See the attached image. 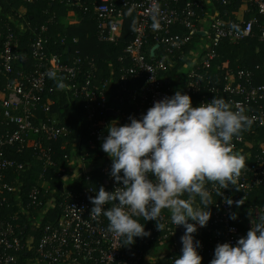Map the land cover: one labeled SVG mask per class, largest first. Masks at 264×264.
<instances>
[{
    "label": "built area",
    "instance_id": "2783aa9c",
    "mask_svg": "<svg viewBox=\"0 0 264 264\" xmlns=\"http://www.w3.org/2000/svg\"><path fill=\"white\" fill-rule=\"evenodd\" d=\"M13 1L32 4L44 0ZM47 1L45 15L48 18L41 26H35L33 18L25 17L27 11L22 7L18 9L10 4V0H0V18H8L6 34L0 33V264H156L157 261L151 263L149 258L153 242L158 243L157 248L169 245V254L179 253L175 236L177 229L182 227L175 228L170 215L163 211L161 231L155 221L146 222L139 218L140 223H146L145 231L150 235L141 238L136 248L129 247L123 238L107 231V218L90 217L93 205L89 197L98 188H74V182L80 179L91 182L93 172L101 169L104 176L101 186L112 191L117 185L110 177L111 159L106 154L101 159L97 156L98 162L89 163L90 154L82 152L81 138L74 141L75 152L69 169L57 174V178L64 182L63 200L59 205L61 214L57 220L42 227L45 212L55 206V195L48 196L46 207L40 209L43 204L41 190L34 187L29 196L30 203L22 202L20 179H10L9 173L12 171L20 175L26 166L8 154L11 151L23 154L28 148H33L35 162L44 168L40 180L46 182V173L56 166V162L53 147L45 144L62 141V149L66 150L72 134L53 112L58 102L56 98L46 96L59 91L70 92L73 101L83 100L85 146L91 151L97 150L98 144L102 143L111 122L118 120L123 125L130 123V116L140 119L154 102L174 95L177 90L191 99L201 97V104L210 102L214 96L224 100L227 96L226 103L233 111L243 110L250 118L254 117L251 128L243 131L239 139L234 138L232 144L234 152L241 155L246 152L245 157L250 164L242 168L235 186L219 189L211 185L209 188L211 195L219 194V199L214 205L212 225L204 228L208 242L200 247L199 253L214 258L217 244H235L242 237L243 230L235 224L236 220L230 219L235 212L225 199L234 200V188H238L244 194L243 200H247L253 191L264 186V140L255 138L258 129L264 128V83L259 84L256 76L258 72L264 73V63L252 70L242 69L227 76L223 88L211 86L207 81L208 75L202 71L213 68L219 58L218 49L226 40L242 42L250 38L254 28L258 27L260 40L264 42V0H245L246 15H253L248 22L246 18L228 22L217 14L211 19L208 32H203L201 27L207 0ZM226 2L224 0V4ZM4 3L8 7H4ZM60 10L66 13L61 21L65 28H81L88 17L94 24L97 40L109 44L120 41L126 12L136 13L139 24L134 39L119 59L121 68L118 77L111 68L107 79H100L102 71L96 59L83 56L80 37L73 38V45H70L68 33L64 36L50 34L60 23ZM148 33L153 37L154 48L158 46L159 50L163 47L161 53L164 57L154 62L148 61L145 51ZM204 34L208 38L207 48L185 76L181 88L177 89L178 76L176 74L172 78L169 75L165 57L184 61L188 46ZM55 46L65 48L62 55L51 51ZM153 49L150 55L155 59L158 50L154 53ZM29 52L33 57L31 65L24 60ZM62 56L70 58L64 60ZM50 71L56 73V85L53 84L55 80L48 77ZM59 83H63L64 88H59ZM131 106L133 110L122 111L124 107ZM39 110L51 117L45 120L40 117ZM110 112L115 116H111ZM255 145L258 151L252 154L251 149ZM15 202L30 221L31 233L26 239L22 231L18 234L23 225L12 223L19 218V213H14L10 220L1 216L4 209L12 208ZM260 216H264V205H253L246 218V233L251 223H256ZM201 229L198 227V231ZM37 233L41 234L38 246L33 241ZM34 250L36 255L32 256ZM175 259L172 258V261Z\"/></svg>",
    "mask_w": 264,
    "mask_h": 264
},
{
    "label": "clouds",
    "instance_id": "9594fccd",
    "mask_svg": "<svg viewBox=\"0 0 264 264\" xmlns=\"http://www.w3.org/2000/svg\"><path fill=\"white\" fill-rule=\"evenodd\" d=\"M48 77L55 80L56 73L50 71ZM254 119L216 96L194 107L191 97L177 90L154 102L140 119L130 116V123L123 125L111 122L101 149L112 161L110 177L117 186L112 191L101 186L89 197L90 217L107 218V231L130 246L137 237L150 235L139 218L155 221L161 231V214L168 210L175 228L184 229L174 264H202V245L195 234L212 215L207 184L219 189L236 185L244 157L232 150L233 140L249 130ZM241 201H235L236 207ZM225 203L231 207L234 201L226 198ZM210 264H264V216L235 244H217Z\"/></svg>",
    "mask_w": 264,
    "mask_h": 264
},
{
    "label": "trees",
    "instance_id": "16d2710c",
    "mask_svg": "<svg viewBox=\"0 0 264 264\" xmlns=\"http://www.w3.org/2000/svg\"><path fill=\"white\" fill-rule=\"evenodd\" d=\"M214 2V6L219 11L220 17L223 18L225 21H235L237 18V13L243 7L246 5L245 0H227L226 4H224V0H212ZM10 4L16 6L18 9L22 7L23 10L27 11L25 17L26 18H33L32 23L35 24V26H41L48 18L47 15H45V9L48 7V1L44 0L41 2H35L32 4H26L24 2H16L13 0H10ZM4 7H8L6 3H4ZM59 20L60 23L58 24V27H56L54 30L50 32V34L58 35L61 34L62 36L69 35V44L73 45V38L80 37L81 44L80 47L83 51L84 57H90L94 58L97 61L98 67L100 71H102V74L100 75V79H107L109 76L111 68L114 70L115 76L118 77V72L121 68V64L119 62L120 57L124 54L125 48L128 46V44L134 39L136 28L139 24V19L135 12L133 11H127L125 14V20L122 24L123 26V34L120 39V41L117 44H109V43H101L96 38L95 33V27L94 24L89 21V18H86L85 25H83L81 28L72 27L70 29L65 28V25L62 21V19L66 16V13L64 10H60L59 13ZM253 17L252 14H249L246 16V21L248 22ZM258 19H260L258 17ZM8 18H0V33L6 34L7 29L5 27V24L7 23ZM261 21V19H260ZM260 30L258 27L254 28V32L250 38H247L239 43H231L228 40H226L221 47L218 49L219 58L214 62L213 68L208 71H202V73L207 74L208 76V83H210L211 86H215L218 88H223L225 78L229 75H234L239 70H252L257 65L264 63V42L260 40ZM56 38H61L56 37ZM27 40V39H26ZM26 40L24 42H26ZM23 47L26 48L25 43H23ZM155 42L153 40V37L148 33L147 37L145 38V51L148 53V61L154 62L157 59H160L164 57L162 55L161 47L157 52V57L155 59L151 58V50L154 48ZM65 48L60 46H55L51 51L55 52L57 54L62 55V52ZM190 50V46L186 49V51ZM185 51V52H186ZM161 54V56H160ZM69 56V55H68ZM68 56H62L64 60H68L70 57ZM24 60L28 63V65L33 64V57L31 56V53L29 52L28 55L24 56ZM165 61L167 63V66L169 68V75L175 77V75L178 73L180 68L182 67L183 61L180 59H170L165 57ZM258 83H264V73L258 72L256 74ZM54 85L57 84V80L53 82ZM47 98H52L58 101L57 105L54 106L53 112L58 115V117L61 119V121L71 130V137L69 138V146L66 150L62 149V145H64V142H56V143H47L45 146L49 145L52 146L55 155L54 160L56 166L54 168H51L46 173V182L40 180V175L44 173V168L37 164L35 162V150L33 148H28L23 154H19L16 152H9V157L12 159L17 160L20 163L25 164V170L20 174H14L12 171L9 173L10 179H13L15 177H18L20 179V186H21V198L22 202L25 204L30 203V193L32 192L34 187H38L41 190V196L40 200L42 201V206H40V209L46 207V199L50 195L56 196V202L55 206L45 212L46 219L43 222L46 223H53L57 220V218L61 214V208L60 203L63 200V192L61 191V186L64 185V182L57 178V174L61 170H68L69 166L71 165V162L73 161V145L74 141L77 138L82 139V145L83 153H89L90 158L88 159L89 163L92 162H98L99 158L97 156H100V159L106 155L101 149V143L98 144L97 150H89L85 145L87 143L86 141V127L82 120L83 115V100H77L73 101L71 99L70 92H55L53 94L47 93ZM204 96V94L202 95ZM226 102L228 101V97L224 96ZM201 97H194L192 99V104L194 107H197L201 104ZM134 107H124L122 111L129 112L133 110ZM40 117L44 118L45 120L51 117L49 114H45L39 110ZM258 135H255L256 139L264 140V128L258 129L257 131ZM254 136V135H253ZM258 151V146L255 145L251 149L252 154H256ZM246 152L242 154L244 157V167L250 164V161L245 157ZM242 170V169H241ZM103 174L101 172V169H97L95 172H93V180L86 181L83 179L77 180L74 182V188H84V187H96L99 189L101 187V180L103 179ZM212 184L208 183L207 187L210 188ZM232 186V185H231ZM234 196L235 199L233 206L235 215L238 217L236 219V225L240 227V229L243 230L242 236L246 235L245 231V225H246V218L248 216V213L250 211V208L253 205H264V186L253 191L249 198L247 200H243L244 194L241 192L238 188H234ZM184 198H187L186 196ZM219 199V194L216 193L214 195H211V206L210 210L213 214L214 211V205ZM242 200L243 203L240 207H236L235 201ZM18 202L13 203L12 208L10 209H4L3 213H1V216L6 219L10 220V218L13 217L14 213H19L20 216L17 220L12 221L13 224L21 223L22 229L18 231V234L23 232V237L26 239V237L31 233V225L30 221L25 216L26 212L19 211V206L17 205ZM197 203H199V199L197 198ZM163 212L170 215L168 210H163ZM212 225V215L211 218L207 224L206 227H202L200 231H197L195 234V238L201 242V245L206 244L208 242V234L204 230V228H208ZM41 234L37 233L34 237L33 241L36 246H38L40 241ZM141 237H137L136 241L133 245H130L131 248H136L137 245L140 243ZM152 251L157 249L158 243L153 242L151 244ZM200 248L198 249V251ZM151 251V252H152ZM150 252V254H151ZM200 254V253H199ZM24 255V254H23ZM22 255V256H23ZM32 256H35V250L31 254ZM180 254L174 253V254H167L162 256L156 264H174L172 261V258H177ZM150 256V255H149ZM203 257L202 264H210V261L213 258L206 257L205 255H201ZM150 258V257H149Z\"/></svg>",
    "mask_w": 264,
    "mask_h": 264
},
{
    "label": "crops",
    "instance_id": "0c3cea01",
    "mask_svg": "<svg viewBox=\"0 0 264 264\" xmlns=\"http://www.w3.org/2000/svg\"><path fill=\"white\" fill-rule=\"evenodd\" d=\"M207 8H206V14L204 16V20L201 23V27L203 29V32H208L210 30L209 23L211 22V19L219 14V11L217 8L214 6V2L212 0H207ZM246 11H247V6L244 5L241 7L239 12L237 13V19H243L246 18ZM208 44V38L207 34H204L202 36H199L193 45L190 46V50L185 52V59L183 61L182 67L180 68L179 72L177 73V81L178 84L175 85L177 89H180L182 86V83H184L185 76L189 73V71L194 67L196 62H199L200 56L202 53L206 50ZM186 67V68H185ZM185 68V69H184ZM184 70V72H183ZM111 116H115L114 114H110ZM170 249V248H169ZM156 250H153L150 254V259L151 263H154L158 261L160 258H156ZM171 252L170 251H165L163 253L164 255H167Z\"/></svg>",
    "mask_w": 264,
    "mask_h": 264
},
{
    "label": "water",
    "instance_id": "95a60500",
    "mask_svg": "<svg viewBox=\"0 0 264 264\" xmlns=\"http://www.w3.org/2000/svg\"><path fill=\"white\" fill-rule=\"evenodd\" d=\"M158 46H156L153 50V52L155 53L156 50H158ZM110 114H114L113 112H110ZM115 115V114H114ZM61 191L63 192V186H61ZM184 229L183 228H178L176 231V236H175V240H176V245H177V250L178 252L181 254V249H182V244L180 241V237L181 235H183Z\"/></svg>",
    "mask_w": 264,
    "mask_h": 264
},
{
    "label": "rangeland",
    "instance_id": "374dc122",
    "mask_svg": "<svg viewBox=\"0 0 264 264\" xmlns=\"http://www.w3.org/2000/svg\"><path fill=\"white\" fill-rule=\"evenodd\" d=\"M186 68V67H185ZM184 68V69H185ZM183 72H184V70H183ZM68 180H71L70 178L68 179ZM67 180V181H68ZM170 246L169 245H165V246H161L160 248H157V250H156V253H155V255H156V258H161L162 256H163V253L165 252V251H170Z\"/></svg>",
    "mask_w": 264,
    "mask_h": 264
}]
</instances>
